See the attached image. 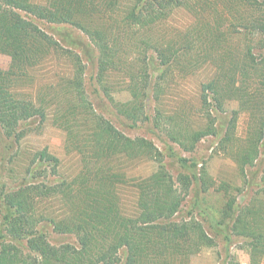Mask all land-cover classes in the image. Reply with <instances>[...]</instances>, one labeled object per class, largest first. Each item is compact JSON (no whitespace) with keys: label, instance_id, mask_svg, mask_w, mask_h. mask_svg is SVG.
<instances>
[{"label":"trees","instance_id":"trees-1","mask_svg":"<svg viewBox=\"0 0 264 264\" xmlns=\"http://www.w3.org/2000/svg\"><path fill=\"white\" fill-rule=\"evenodd\" d=\"M180 7L193 15L197 27L188 31L182 44L171 41L150 44L158 67L162 68V78L178 56H192L196 47L205 46V56L219 59L210 60L217 66L212 78L201 86L207 125L198 130L183 129L177 134L169 132L168 138L186 152L192 151L202 138L216 135L210 112L213 109L221 112L226 101L235 100L249 118L247 137L235 155L237 166L244 170L257 159L264 134V0H47L44 5L30 0H0V54L15 58L18 64L16 73L0 70L3 136L16 142L23 135L22 123L48 118L63 128L68 141L73 139L72 125L77 128V121L82 120L88 131L84 150H78L82 169L73 180L53 185L31 181L0 196V264H189L186 260L192 254L213 245L212 238L196 219L173 221L182 198L172 176L163 167L131 185L135 190L133 216L122 212L116 185L126 181L123 172H115L108 166L110 162L122 155L128 159L143 156L157 159L161 154L143 137L124 136L95 110L84 89L85 67L81 57L62 47L34 21L69 26L87 37L98 53L96 83L112 101L104 81L110 68L118 67L114 51L119 33L134 28L150 29L159 19L167 17L169 11ZM220 10L233 17L230 24ZM227 32L242 35L248 43L234 52L227 46ZM52 54L63 56L70 69L69 77L58 83L56 89L60 91L49 88L46 97L26 96L16 90L28 77V71ZM143 64L133 72L132 66L125 68L129 79L140 82L130 80V100L115 106L131 122L143 117V88L150 93L149 102L152 98L159 99L157 87L154 92L155 84L148 76L151 60H143ZM154 71L151 67V72ZM233 113L236 115L237 111ZM230 141L226 133L218 148L227 149ZM36 162H52L55 166L58 160L42 150L33 155L31 163ZM36 168L34 165L28 173L33 175ZM201 176L206 173L202 171ZM180 181L183 188L188 187L186 178ZM52 197H57L64 207L61 216L39 212L41 202ZM234 204L228 201L225 208L227 219L232 220L231 234L244 240L249 264H260L264 258V210L251 204L233 216ZM44 226L55 234L73 236L77 246L50 244L43 233ZM5 235L9 236L8 242L25 240L27 252L32 256L24 259L18 248L5 242Z\"/></svg>","mask_w":264,"mask_h":264},{"label":"rangeland","instance_id":"rangeland-1","mask_svg":"<svg viewBox=\"0 0 264 264\" xmlns=\"http://www.w3.org/2000/svg\"><path fill=\"white\" fill-rule=\"evenodd\" d=\"M30 1L38 5L47 2V0ZM169 12L167 17L159 19L150 29L134 28L119 33V41L114 51L118 67L117 69L111 67L104 81L112 101L108 100L96 83L98 53L87 37L69 26L34 21L44 32L59 41L62 47L72 50L81 57L85 67L84 89L95 110L124 136L130 139L143 137L161 154L157 159L144 156L128 159L122 155L110 162L108 166H111L115 172H123L126 181L123 185H116L122 212L127 216H133L135 190L131 185L137 179L145 178L159 167H163L172 176L174 186L182 198V204L172 218L173 221L184 222L191 218L196 219L213 240L211 247L200 248L186 262L249 264L244 240L231 234L232 220L227 219L225 208L228 201H233L235 203L233 216L237 210L251 204L261 206L264 210V134L258 147L257 159L253 165L241 170L236 164L235 155L247 137L249 118L247 113L240 109L239 103L233 100L225 102L223 112L212 108L210 114L214 119L213 128L216 135L202 138L192 151L186 152L168 138L169 132L177 134L176 132H182L183 129L198 130L207 125L206 110L201 103V86L212 78L217 66L210 60L219 59V56H209V58L205 56V46L196 47L192 56H178L175 64L167 72H163L162 78V68L158 67L150 44L166 41L182 44L186 42L188 31H194L193 28L197 27L196 19L182 7ZM220 12L230 24L233 17L229 13L226 15L224 10ZM208 15L213 14L208 13ZM227 38L229 39L227 46L234 52L236 49L241 51L243 45L248 43V40L240 34L227 32ZM203 39L204 35L201 36V41ZM143 60H151L148 76L152 77L150 80L155 84L154 92L155 86L157 87L159 99L154 101L152 98L149 102L150 93L143 88L144 94L141 97L143 117L131 122L120 114L115 106L130 100L131 81H136L138 84L140 82L129 79L126 69L132 66L133 72L136 67L144 66ZM189 62L192 64L191 67ZM215 63L218 64V61ZM151 67L155 70L153 73ZM0 70L18 72L17 60L0 54ZM69 75L67 60L60 54H52L39 66L30 69L28 77L18 84L16 90L26 96L43 94L48 97L49 88L55 87L54 90L59 92L60 90L56 89L58 83ZM234 111H237L236 115ZM75 124L77 128L72 125V141H68L66 132L58 125H54L51 118L41 122L32 119L22 123L23 135L16 142L4 137L0 130V196L19 184H27L31 181L38 180L40 183L53 185L59 181L73 180L82 169L78 150H84L82 146L88 132L82 120ZM226 133H229L231 141L227 144V149L224 147L219 149V141ZM42 150H46L58 160L55 166L52 162L38 164V159L35 164L31 163L33 155ZM33 164L37 168L33 171V175H30L28 171L34 167ZM202 171L206 173L205 177L201 176ZM180 178L188 180L187 188L182 187ZM41 203L39 212L48 216L63 214L64 207L57 197ZM43 233L54 246L61 244L77 246L73 236L55 234L49 226L43 227ZM8 240L9 236L5 235V242L18 248L24 259L32 256L27 252L25 240H16V242H8ZM122 258L123 254H121ZM260 264H264V258Z\"/></svg>","mask_w":264,"mask_h":264}]
</instances>
